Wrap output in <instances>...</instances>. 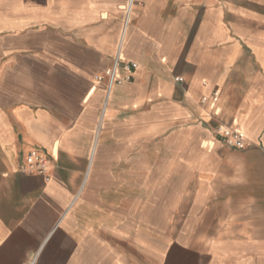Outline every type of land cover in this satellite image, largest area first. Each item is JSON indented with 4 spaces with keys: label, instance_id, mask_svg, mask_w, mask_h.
I'll return each instance as SVG.
<instances>
[{
    "label": "crops",
    "instance_id": "crops-1",
    "mask_svg": "<svg viewBox=\"0 0 264 264\" xmlns=\"http://www.w3.org/2000/svg\"><path fill=\"white\" fill-rule=\"evenodd\" d=\"M0 264H264V0H0Z\"/></svg>",
    "mask_w": 264,
    "mask_h": 264
},
{
    "label": "built area",
    "instance_id": "built-area-1",
    "mask_svg": "<svg viewBox=\"0 0 264 264\" xmlns=\"http://www.w3.org/2000/svg\"><path fill=\"white\" fill-rule=\"evenodd\" d=\"M138 64L135 62H125L122 58L121 53H119L113 64L108 67L104 72L96 75L95 79L99 82L106 81L108 89H111L112 86L116 84H122L124 82L131 81L133 78V73L137 69ZM125 70L126 74H122L120 70ZM178 82H182L183 78L178 76L176 78ZM220 92L215 91L212 95L214 102L218 101ZM209 98L204 97L202 102H208ZM217 132L223 137L226 144L230 147L243 148L247 145V139L243 132L240 130L234 129L231 126L220 124L217 126ZM51 158L39 152L38 150H31L27 157V170L28 172H37L40 174L47 175V179H50L49 168H50Z\"/></svg>",
    "mask_w": 264,
    "mask_h": 264
},
{
    "label": "bare ground",
    "instance_id": "bare-ground-1",
    "mask_svg": "<svg viewBox=\"0 0 264 264\" xmlns=\"http://www.w3.org/2000/svg\"><path fill=\"white\" fill-rule=\"evenodd\" d=\"M210 152V151H209Z\"/></svg>",
    "mask_w": 264,
    "mask_h": 264
}]
</instances>
